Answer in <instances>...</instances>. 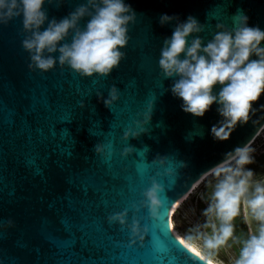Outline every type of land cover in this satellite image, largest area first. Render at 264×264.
I'll return each instance as SVG.
<instances>
[{
	"label": "water",
	"instance_id": "water-1",
	"mask_svg": "<svg viewBox=\"0 0 264 264\" xmlns=\"http://www.w3.org/2000/svg\"><path fill=\"white\" fill-rule=\"evenodd\" d=\"M85 2L45 0L43 8L59 20ZM124 2L136 17L121 49L126 55L108 76H81L58 63L47 72L29 70L22 17L0 24V264H207L183 248L173 228L168 231L169 207L224 153L254 140L264 127V95L246 123L227 140H214L210 128L222 119L216 105L203 117L185 113L171 93L173 79L159 68L163 40L177 22L161 26L159 18L168 14L183 22L193 16L204 30L192 36L206 43L217 23L231 29L241 14L248 26L264 30V0ZM113 85L119 98L106 107ZM145 113H151L149 122L135 123ZM141 128L147 131L123 139L126 130ZM97 143L105 145L103 154L95 153ZM128 146L133 151L122 156ZM151 178L164 188L158 218L147 207H131L144 199ZM125 208L128 224L135 216L147 226L142 242L130 243L128 227L108 222Z\"/></svg>",
	"mask_w": 264,
	"mask_h": 264
},
{
	"label": "clouds",
	"instance_id": "clouds-1",
	"mask_svg": "<svg viewBox=\"0 0 264 264\" xmlns=\"http://www.w3.org/2000/svg\"><path fill=\"white\" fill-rule=\"evenodd\" d=\"M62 2L56 0L58 6ZM44 3L45 0H0V24L22 17L26 35L21 44L29 53V70L47 72L58 63L87 77L108 76L119 66L126 55L121 49L129 40L128 25L136 17L131 5L124 0H86L57 20L48 18ZM85 16L89 19L81 27L79 22ZM234 18L231 29L217 23V31L206 43L202 37L192 36L204 30V25L193 16L189 15L183 22L168 14L159 18L161 26L177 21L171 37L163 40L159 68L165 79H173L171 93L182 100L181 109L185 113L203 117L216 105L222 119L211 126L210 134L217 141L227 140L238 123H246L252 105L264 95V30L248 26L246 15ZM46 21L47 26L41 30ZM217 85L219 90L215 91ZM118 98V89L113 85L103 103L109 107ZM83 106L81 101L80 107ZM150 119L151 113H145L144 121L135 123H148ZM146 131L126 130L123 139L135 138ZM133 149L125 147L121 155L127 156ZM94 151L103 154L105 145L97 143ZM252 151L248 144L237 146L207 170L214 183L207 207L202 210L206 220L202 225H194L187 238L180 240L190 252L206 259L207 264H213L212 257L229 240L237 239L234 221L241 215L249 230L247 238L239 241L241 246L234 264H264V181H254L253 170L245 167L254 162ZM108 155H111L110 146ZM163 191V186L151 178L150 186L142 193L144 199L139 205L133 203L132 209L147 207L149 215L158 218L162 205L159 193ZM127 215L125 208L109 215L107 220L128 227L134 238L130 243L142 242L147 226L142 227L135 216L128 224ZM7 224L11 226L12 221Z\"/></svg>",
	"mask_w": 264,
	"mask_h": 264
},
{
	"label": "rangeland",
	"instance_id": "rangeland-1",
	"mask_svg": "<svg viewBox=\"0 0 264 264\" xmlns=\"http://www.w3.org/2000/svg\"><path fill=\"white\" fill-rule=\"evenodd\" d=\"M249 146L253 149L251 155L254 162L245 165V167L253 170V179L260 178L264 175V128ZM213 183V177L211 175L206 176L170 214L171 223L186 237L191 233L194 225H202L205 222L206 218L202 215V210L207 207V199L212 191ZM234 225V236L237 239L229 240L227 245L221 247L212 257L220 264H234V259L238 256L241 246L239 241L246 239L238 217L235 219ZM204 231L210 233L211 229H204ZM197 243L202 244V242Z\"/></svg>",
	"mask_w": 264,
	"mask_h": 264
},
{
	"label": "bare ground",
	"instance_id": "bare-ground-1",
	"mask_svg": "<svg viewBox=\"0 0 264 264\" xmlns=\"http://www.w3.org/2000/svg\"><path fill=\"white\" fill-rule=\"evenodd\" d=\"M264 128V127H263ZM263 128L258 132V134L256 135V137H258V135L262 132V130H263ZM255 137V138H256ZM254 138V139H255ZM252 143V142H251ZM250 143V144H251ZM249 144V145H250ZM209 174H208V172H206L199 180H197L195 183H194V185H193V187L191 188V190L189 191V192H187L186 194H184V195H182L181 197H179V198H177L176 200H174L173 201V203L171 204V205H173L174 207H172V208H170L169 207V216H170V214L171 213H173L174 212V210L180 205V203L188 196V194L189 193H191L192 192V190L194 189V187L199 183V182H201V180L202 179H204L206 176H208ZM170 205V206H171ZM171 222V221H170ZM172 224V223H171ZM172 228H173V230L175 231V233L177 234V236L180 238V239H186L187 237L184 235V234H182L173 224H172ZM186 234V233H185ZM206 260V259H205ZM213 260V264H220L219 262H217V261H215L214 259H212Z\"/></svg>",
	"mask_w": 264,
	"mask_h": 264
},
{
	"label": "flooded vegetation",
	"instance_id": "flooded-vegetation-1",
	"mask_svg": "<svg viewBox=\"0 0 264 264\" xmlns=\"http://www.w3.org/2000/svg\"><path fill=\"white\" fill-rule=\"evenodd\" d=\"M262 177H264V175H263ZM262 177H260V178H256V179H253V180L261 179ZM238 218H239V220H240V222H241V228H242V230L244 231L245 237L247 238V236H248V230H249V229H248V226L244 223L243 215L238 216Z\"/></svg>",
	"mask_w": 264,
	"mask_h": 264
},
{
	"label": "snow or ice",
	"instance_id": "snow-or-ice-1",
	"mask_svg": "<svg viewBox=\"0 0 264 264\" xmlns=\"http://www.w3.org/2000/svg\"><path fill=\"white\" fill-rule=\"evenodd\" d=\"M172 207H174V206L171 205L170 208H172ZM172 227H173V226H172V224H171L170 222L167 223V229H168V231H170ZM179 243H180V244L183 246V248L186 249L189 253L194 254V253L190 252L187 248H185L184 245H183V243H181V241H179ZM194 255H195V254H194ZM195 256H196L200 261H204V259H203L202 257L197 256V255H195Z\"/></svg>",
	"mask_w": 264,
	"mask_h": 264
}]
</instances>
